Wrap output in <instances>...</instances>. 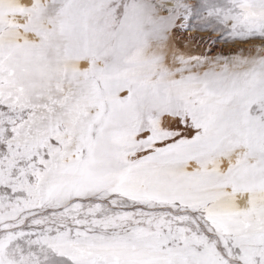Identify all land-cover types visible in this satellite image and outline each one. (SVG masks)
<instances>
[{
	"label": "snow or ice",
	"instance_id": "6c2138e0",
	"mask_svg": "<svg viewBox=\"0 0 264 264\" xmlns=\"http://www.w3.org/2000/svg\"><path fill=\"white\" fill-rule=\"evenodd\" d=\"M0 264H264V0H0Z\"/></svg>",
	"mask_w": 264,
	"mask_h": 264
},
{
	"label": "rangeland",
	"instance_id": "374dc122",
	"mask_svg": "<svg viewBox=\"0 0 264 264\" xmlns=\"http://www.w3.org/2000/svg\"><path fill=\"white\" fill-rule=\"evenodd\" d=\"M207 33H202V35H206Z\"/></svg>",
	"mask_w": 264,
	"mask_h": 264
}]
</instances>
